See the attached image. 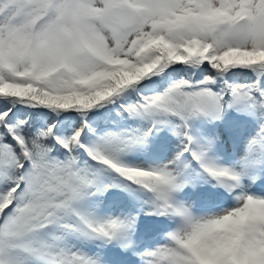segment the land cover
I'll return each mask as SVG.
<instances>
[{
	"label": "snow or ice",
	"instance_id": "snow-or-ice-1",
	"mask_svg": "<svg viewBox=\"0 0 264 264\" xmlns=\"http://www.w3.org/2000/svg\"><path fill=\"white\" fill-rule=\"evenodd\" d=\"M0 264H264V0H0Z\"/></svg>",
	"mask_w": 264,
	"mask_h": 264
}]
</instances>
